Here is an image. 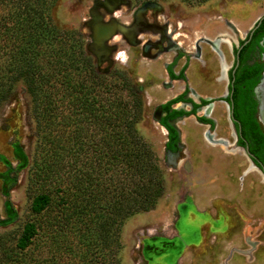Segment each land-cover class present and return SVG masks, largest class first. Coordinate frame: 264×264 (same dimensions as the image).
I'll return each mask as SVG.
<instances>
[{"label":"rangeland","instance_id":"rangeland-1","mask_svg":"<svg viewBox=\"0 0 264 264\" xmlns=\"http://www.w3.org/2000/svg\"><path fill=\"white\" fill-rule=\"evenodd\" d=\"M128 1L115 13H106L105 19L113 16L122 22L131 21L143 3L155 1L163 10L149 9L146 18L168 25L174 40L191 53L196 43L205 38L245 36L264 14V0H207L194 4L186 0ZM93 3L94 0H56L51 9L52 20L66 35L69 31L72 34L68 51L72 52L70 40L75 31L81 35L83 49L92 57L99 73L108 75L107 81H114L116 72L124 71L139 88L144 108L138 129L159 158L164 194L150 211H140L123 221L112 210L100 208L97 211L102 217L92 220L91 215H85L86 223L66 217L64 211L54 208L35 213L32 202L40 183L37 163L43 156V145L47 146L43 136L48 130L37 122L27 84L19 81L11 97L0 105V264H5V260L8 264H264V180L258 170L251 169L244 150L233 148L226 105L216 102L211 113L216 119V137L226 140V144H212L206 137V127L188 117L185 123H178L184 149L176 156L168 154L167 130L157 121L155 111L160 103L179 93L184 84L183 80L168 82L166 87L163 84L167 81L165 64L173 53H163L155 59L143 55L141 44L146 39H156L157 33L143 31L137 45L127 43L123 35L117 34L109 41L115 47L110 56L112 63L106 61L99 67L96 57L87 49L91 41L87 24ZM200 46L209 67L207 62L204 68L198 59H190L186 65L188 82L197 93L216 96L223 89V82L217 80L220 59L207 42ZM220 49L231 61L228 43H220ZM65 56L69 59L68 70L78 67L73 61L68 66L71 55ZM57 61L55 58L51 62L54 69L60 67L55 65ZM184 62V58L178 60L175 70L179 71ZM79 69L86 74L83 65ZM76 78L80 80L79 76ZM120 81L119 78L117 82ZM107 100H103L106 105ZM71 102L72 98L68 102L58 101L57 112L68 115L67 109L73 110ZM64 128L56 125L52 131L56 137L68 136L69 130L74 133L73 127ZM80 158L77 153L66 157L63 185L73 181L80 167L93 170L89 165L77 164ZM87 158L82 156L81 161H90ZM92 176L91 180L97 182L87 192L88 197L91 195L87 212L98 199L106 200L107 190L113 188L106 189L108 184L103 187L108 183L105 173L93 172ZM101 183L95 188V184ZM29 222H36L41 230L21 250L17 243ZM101 222L103 229L97 228ZM246 248L250 250L244 251Z\"/></svg>","mask_w":264,"mask_h":264},{"label":"trees","instance_id":"trees-1","mask_svg":"<svg viewBox=\"0 0 264 264\" xmlns=\"http://www.w3.org/2000/svg\"><path fill=\"white\" fill-rule=\"evenodd\" d=\"M186 1L194 4L207 0ZM55 2L0 0V105L11 97L16 84L24 81L33 99L37 122L48 130L43 136L47 146L43 145L44 153L37 163L36 175L40 183L33 198L32 210L39 214L54 208L64 211L66 217L81 219L83 223L87 222L85 215H91L92 220L101 216L97 208L100 211L112 210L122 221L140 211H150L163 196L165 186L159 158L138 129L144 108L140 90L124 71L116 72L114 81H107L108 75L99 73L92 57L83 49L81 35L75 31L73 40H70L72 52L68 51V40L72 34L69 31L66 35L65 30L54 24L51 9ZM65 55H71L68 66L73 65V61L78 67L71 66L72 71L68 70L69 59ZM55 58L59 60L55 64H60L59 69L52 67L51 62ZM81 65L86 68L85 75L79 71ZM178 77L186 79L185 71L182 70ZM119 78L121 81L117 82ZM257 81L256 78L247 86L249 117L238 116L242 119L243 135L251 143V152L264 164V134L262 129H257L259 126L254 116L257 101L253 97V87ZM104 93L111 97L104 96ZM71 98L74 102L70 103V109L73 110L64 105L69 114L57 112L56 103L68 102ZM105 98L109 99L108 105L103 101ZM183 100L185 93L162 104L161 108L170 110L169 117L189 115L193 111L174 108ZM200 120L214 126L211 119L200 117ZM160 124L167 130L166 151L176 152L181 141L179 128L167 119L160 120ZM56 125L65 127L63 130L73 127L74 133L69 130L68 136L56 137L52 131ZM97 131L99 135L95 136ZM257 140L261 143L257 144ZM241 143H244L243 140ZM76 153L81 156L77 164L89 165L93 170L88 167L90 171H85V167H80L73 181L63 185L62 168L66 157ZM82 156L90 161H81ZM93 172L99 175L105 173L108 183H104L103 187L108 184L106 189L113 188L107 190L106 200L98 199L97 207L93 205L90 207L92 210L87 212L91 196L88 197L87 192L90 185L97 182V179L91 180ZM98 185L102 183L95 184V188ZM66 217L62 216L70 222ZM99 224L97 228L103 229V222ZM40 230L36 222L27 223L17 246L21 250L26 249ZM7 262L5 260V264Z\"/></svg>","mask_w":264,"mask_h":264},{"label":"flooded vegetation","instance_id":"flooded-vegetation-1","mask_svg":"<svg viewBox=\"0 0 264 264\" xmlns=\"http://www.w3.org/2000/svg\"><path fill=\"white\" fill-rule=\"evenodd\" d=\"M137 10L134 12L131 21H124L132 24L138 22L137 28H139L140 31L133 40L136 42V44L133 45H137L138 38L143 31L147 30L157 33L158 37L156 39H146L141 44L143 55L149 57L150 59H155L163 53H173L170 61L165 64L166 74L164 79L168 78V80L163 81V84L166 87V84L168 82L173 83L178 80H183V82L186 83L183 92L173 95L172 97L158 105L155 111L156 119H167L170 124L179 128L181 136L182 131L178 126V123H185L188 117H194L198 124L206 127V135L209 132L215 134L216 119L211 116V113L216 102L219 101L223 103L224 105H226L228 110L231 133L234 137L233 148L236 150L237 147L244 148V152L250 161L251 169L258 170L263 176L264 180V164L255 156L254 153L251 152V143L243 135V124L241 122L242 119L238 116L240 115L244 119H247V116L249 117L248 110L250 96L247 92V86L250 81H253L257 78L258 81L253 87V97L257 101L256 112L254 116L259 126L257 129H262L261 131L264 134V88L262 90V87H264V17L261 21L259 18L245 36L239 35L237 39H234L229 35H223L221 37H218L216 40L205 38L196 43L195 51L191 53V51L184 49V47L180 46L179 42H176L174 40V35H172L169 31L168 25L159 24L156 21L151 22L146 18V14L145 20H139L140 22L136 21L135 14L137 13ZM259 21L260 24L258 25ZM124 39L127 43L132 44L131 40L125 37ZM208 40L211 43H209ZM202 42H207L211 46L213 51L218 54V57L220 59V73L217 76V80L223 82V89L222 92L216 96L199 94L188 84L186 65L190 62V59L196 58L201 62V64L205 65L206 63V60L204 59L202 54V48L200 46V43ZM223 42H225L226 44L228 43V46L230 48L229 52L232 55L231 61H228L226 59L220 49V43ZM182 58L185 59L184 65L181 66L179 71H176L175 67L177 65V62ZM182 70L185 71L186 79L178 77ZM171 73H173L175 76L173 77ZM179 88L181 89V87ZM183 93H185V100L178 102L177 104L179 105H174V108L193 112L189 115L180 114L176 118L169 117L170 110L168 111L161 108V105ZM203 100H207V102H203ZM209 109L211 110V112H208ZM202 111L204 112V114L199 115V113ZM200 117L211 119L214 122V126H212V124L209 122H203L202 120H200ZM257 129L255 128V130ZM215 138L222 139L217 138L216 134ZM241 140H243L244 143H241ZM182 141L183 140L181 136L180 142ZM260 143V140H257V144ZM182 149H184V142L183 145H180L179 143V149L176 152H167L168 154L176 156L179 155L180 152H182ZM253 245H255L256 247L257 243ZM250 248H246L243 250L249 251Z\"/></svg>","mask_w":264,"mask_h":264},{"label":"water","instance_id":"water-1","mask_svg":"<svg viewBox=\"0 0 264 264\" xmlns=\"http://www.w3.org/2000/svg\"><path fill=\"white\" fill-rule=\"evenodd\" d=\"M127 3H129L128 0H94L93 6L90 9L91 20L87 25L91 31V41L88 43L87 49L96 57L99 67L106 61L112 63L110 56L115 51V47L111 46L109 41L117 34L123 35L125 38L131 40L132 44H136L133 40L140 31L137 28L138 22L135 24L122 22L113 16L108 20L105 19L106 13H115L120 5ZM149 9L162 10V6L155 1L145 2L135 14L136 21L145 20V14ZM101 10H104V12ZM263 17L264 14L260 17V21ZM208 42L211 43L209 40ZM208 112H211V110L209 109ZM157 121L160 123L159 118ZM206 137L212 144H226V140L216 139L215 134L212 132L207 133ZM180 145H183V141L180 142ZM237 149L244 150L242 147H237Z\"/></svg>","mask_w":264,"mask_h":264},{"label":"crops","instance_id":"crops-1","mask_svg":"<svg viewBox=\"0 0 264 264\" xmlns=\"http://www.w3.org/2000/svg\"><path fill=\"white\" fill-rule=\"evenodd\" d=\"M206 62H207V65H208V64H209V63H208V60H206ZM207 65H204L205 67H204V66H203V67H204V68H207V67H206ZM208 67H209V65H208ZM187 77H188V76H187ZM188 79H189V78H188ZM167 80H168V78H167ZM185 84H186V83L183 84V86L181 87L179 93L183 92ZM188 84H189L190 86H192L191 83L188 82ZM177 105H179V104H177ZM177 105H176V106H177ZM181 136H182V135H181Z\"/></svg>","mask_w":264,"mask_h":264},{"label":"bare ground","instance_id":"bare-ground-1","mask_svg":"<svg viewBox=\"0 0 264 264\" xmlns=\"http://www.w3.org/2000/svg\"><path fill=\"white\" fill-rule=\"evenodd\" d=\"M123 59V58H122ZM264 87H262V90H263ZM264 91V90H263Z\"/></svg>","mask_w":264,"mask_h":264}]
</instances>
